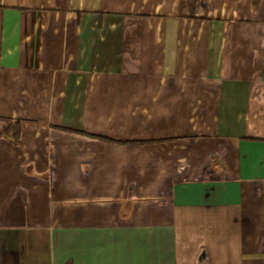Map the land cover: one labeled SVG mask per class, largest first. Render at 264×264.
Listing matches in <instances>:
<instances>
[{
  "label": "crops",
  "instance_id": "obj_1",
  "mask_svg": "<svg viewBox=\"0 0 264 264\" xmlns=\"http://www.w3.org/2000/svg\"><path fill=\"white\" fill-rule=\"evenodd\" d=\"M0 264H264V0H0Z\"/></svg>",
  "mask_w": 264,
  "mask_h": 264
},
{
  "label": "trees",
  "instance_id": "obj_2",
  "mask_svg": "<svg viewBox=\"0 0 264 264\" xmlns=\"http://www.w3.org/2000/svg\"><path fill=\"white\" fill-rule=\"evenodd\" d=\"M18 122H11L8 128L3 132V134L10 138L12 141H17L19 138V127Z\"/></svg>",
  "mask_w": 264,
  "mask_h": 264
}]
</instances>
